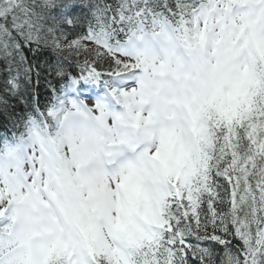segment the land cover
Wrapping results in <instances>:
<instances>
[{
	"label": "trees",
	"instance_id": "trees-1",
	"mask_svg": "<svg viewBox=\"0 0 264 264\" xmlns=\"http://www.w3.org/2000/svg\"><path fill=\"white\" fill-rule=\"evenodd\" d=\"M75 5L71 0H16L12 21L2 23L8 34L0 41V127L31 99L29 77L34 91L46 87L49 92L60 83L61 66L72 72L83 63L114 67L94 45L77 39L85 25ZM13 28L17 31L9 34ZM14 74L21 76L16 87L10 82ZM218 134L194 211L184 204L174 208L176 235L163 231L146 264H264V112Z\"/></svg>",
	"mask_w": 264,
	"mask_h": 264
},
{
	"label": "rangeland",
	"instance_id": "rangeland-1",
	"mask_svg": "<svg viewBox=\"0 0 264 264\" xmlns=\"http://www.w3.org/2000/svg\"><path fill=\"white\" fill-rule=\"evenodd\" d=\"M253 3L254 5L250 6L245 0H236L232 5L238 9L239 5L246 4L247 11L243 12L242 16L248 17L249 21L242 23L240 17L228 16L229 6L224 4L220 9L221 12L223 11L224 24H219V18L215 17L211 21L203 19L199 27L207 35H216L221 43L222 52L218 55V59L223 61L201 75L204 104H207V109L222 114L229 123L238 122L246 113L247 108L252 104L254 90L259 88V77L264 73V0H255ZM121 58L123 61L133 59L129 55ZM146 62L147 60L142 61V63ZM199 135L200 138L206 137L207 130L204 125L201 126ZM156 137V134L150 132V139L144 138V145L151 144ZM138 142L139 140H135L133 144ZM98 147L99 166L88 164L82 172L83 178L89 174V179L98 182L100 171L110 175L112 159L118 155L120 159L116 172L135 165V160L125 155V149H118L105 141H101ZM187 148L193 152L192 157H195V148L192 146ZM181 153L180 146L172 143L167 146L165 154L155 162L135 165L136 187L132 190L128 203L132 221L142 214L155 213L161 208L162 201L170 193L172 183L178 177V170L184 166ZM33 155L38 154L33 151ZM202 157L203 154L200 153V158ZM9 168L14 170L12 165ZM8 181H10L8 178H4V182L0 183V204L4 199L10 198L13 202H23V200L26 202L24 208L15 211L5 210L7 217L22 221V226L19 234H8L13 236L12 241L0 236V264H93V256L85 252L86 239L92 234H99L95 235L98 239L94 250L95 256L102 255L108 264H133L134 259L129 260L127 256L128 243L132 242L137 246L136 248H139V246H147V243L141 244L145 238L153 237L152 234H102L101 224L95 222L89 214H80L77 218L84 222V234H64L54 222L57 214L59 215L67 207L66 200L62 198L56 214L52 212L50 215H45V220H37L31 215L36 211V206L46 207L48 198L41 195L33 204L31 186L28 187L17 180L18 187L12 182L8 186L6 184ZM51 192L59 198V190ZM77 202L78 200L75 199L69 203L72 216L79 213ZM4 209L6 205L0 206V213H3L1 210ZM8 228L9 226H1L3 231ZM92 243L91 240L90 245Z\"/></svg>",
	"mask_w": 264,
	"mask_h": 264
}]
</instances>
